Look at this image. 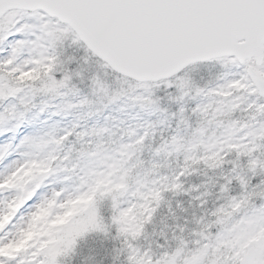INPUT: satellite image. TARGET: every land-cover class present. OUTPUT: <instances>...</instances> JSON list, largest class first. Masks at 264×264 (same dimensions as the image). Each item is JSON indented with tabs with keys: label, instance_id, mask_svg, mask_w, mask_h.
I'll return each instance as SVG.
<instances>
[{
	"label": "snow or ice",
	"instance_id": "1",
	"mask_svg": "<svg viewBox=\"0 0 264 264\" xmlns=\"http://www.w3.org/2000/svg\"><path fill=\"white\" fill-rule=\"evenodd\" d=\"M0 264H264V0H0Z\"/></svg>",
	"mask_w": 264,
	"mask_h": 264
}]
</instances>
